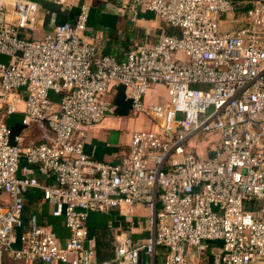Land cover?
<instances>
[{
	"label": "built area",
	"instance_id": "obj_1",
	"mask_svg": "<svg viewBox=\"0 0 264 264\" xmlns=\"http://www.w3.org/2000/svg\"><path fill=\"white\" fill-rule=\"evenodd\" d=\"M42 1L72 5L0 0V54L7 56L0 62V264H16L7 257L138 264L140 252L156 246L164 248L163 264H202L188 250L205 255L209 241L220 243L210 264H264V0H251L228 31L220 25L234 15L233 0H115L131 19L151 12L177 29L131 45L122 57L90 42L85 4L74 19L34 37ZM157 83L166 99L146 102ZM116 85L154 128L134 130L128 152L107 162L84 145L89 129L113 113L108 96ZM18 111L15 131L8 119ZM30 126L39 140L24 145ZM214 132L219 138L204 156L192 151L191 139ZM31 189L62 218L65 237L35 214L25 221ZM139 203L152 209L151 236L135 243L122 233L113 257L98 258L89 214L112 207L126 214Z\"/></svg>",
	"mask_w": 264,
	"mask_h": 264
},
{
	"label": "crops",
	"instance_id": "obj_2",
	"mask_svg": "<svg viewBox=\"0 0 264 264\" xmlns=\"http://www.w3.org/2000/svg\"><path fill=\"white\" fill-rule=\"evenodd\" d=\"M85 4L88 7L89 40L98 52L111 53L122 57L131 45L138 42L153 43L156 36L161 33L175 34L177 29L165 24V22L151 12H140L136 18L131 19L116 4L115 0H74L70 7H61L57 4L42 1L37 12L34 37H41L49 32L53 25L64 20L74 19L79 6ZM236 12V11H235ZM227 14L223 17L222 25L232 23L230 29L240 25L241 13ZM236 18V21H233ZM133 23V24H132ZM28 35V33H27ZM30 35V33H29ZM7 56L0 54V62H6ZM117 85L113 88L111 101L115 95ZM166 88L162 84H153L145 95L146 102H158L166 99ZM115 108V107H114ZM114 113V110H113ZM21 112L18 111L10 119L15 131L21 129L18 121ZM154 128L151 118L143 113L134 114L131 109L125 115L115 114L108 116L99 124L89 129L88 137L84 145L85 152L95 159L116 162L122 155L128 152L131 133L139 129ZM23 144L39 140V131L35 126H30L23 132ZM200 146L198 154L204 156L210 146L206 141ZM32 173L40 176L36 168ZM159 205V204H158ZM52 205L43 200L38 189H31L25 196V221L30 214H35L39 224L48 225L61 238L68 233L62 223V218L51 215ZM152 209L146 204H136L132 211L121 214L113 212H93L87 220L89 235L94 237L97 246L98 258H111L114 254V241L122 233L129 234L133 242L142 243L151 236L154 231L152 222ZM205 255H199L195 247H189V257L202 264H210L212 253L220 248L218 241H209ZM102 247L104 251L101 250ZM102 251V252H101ZM164 248L156 246L153 254L140 252L139 263L149 261L152 264H163Z\"/></svg>",
	"mask_w": 264,
	"mask_h": 264
},
{
	"label": "trees",
	"instance_id": "obj_3",
	"mask_svg": "<svg viewBox=\"0 0 264 264\" xmlns=\"http://www.w3.org/2000/svg\"><path fill=\"white\" fill-rule=\"evenodd\" d=\"M235 4V13L236 14H242L245 13L246 10L250 7L251 5V0H233ZM53 98H56V96L53 95ZM112 104L114 105V113L118 115H125L129 113L131 109L130 101L125 98L124 94V88L122 85H118L115 95L113 96L112 99ZM15 114L9 116L8 121L10 122V119H13V116ZM99 256V255H98ZM104 255L100 256L103 257ZM99 257V258H100Z\"/></svg>",
	"mask_w": 264,
	"mask_h": 264
},
{
	"label": "rangeland",
	"instance_id": "obj_4",
	"mask_svg": "<svg viewBox=\"0 0 264 264\" xmlns=\"http://www.w3.org/2000/svg\"><path fill=\"white\" fill-rule=\"evenodd\" d=\"M73 1H74V0H69V2H70L71 4H73ZM116 4H117V3H116ZM123 12H124L128 17L131 16V14H130L129 12L124 11V10H123ZM235 19H236V18H235ZM132 24H133V23H132ZM231 25H232V23H229V25L226 24V23H225L224 25L221 24V25H220V30H221V31H228V30H230ZM137 42H138V41H137ZM137 42H136V43H137ZM152 85H153V84H152ZM152 85H150L149 88H150ZM149 88H148V89H149ZM112 95H113V94H110V95L108 96V98H111ZM140 114H141V113H140ZM112 115H114V113H111L109 116H112ZM88 133H89V131H88ZM87 137H88V134H87V136H86V138H85V143H86V139H87ZM218 138H219V136H218V134H217L216 132L211 133V134H208V135H206L205 137L197 136L196 138L190 140V147H191L192 151H194L195 153H197V152L199 151L200 146H202L201 144L203 143V141H206V143H208V144L210 145V143H209L208 141H212V140H215V139H218ZM191 143H193L194 146H191ZM113 211H116V208L112 207V208L109 209V212H113ZM101 250L104 251V248L102 247ZM101 252H102V251H101ZM6 260H8V261H12V262H16V264H22V261H20V260H19V261H15V260L11 259L10 257H7Z\"/></svg>",
	"mask_w": 264,
	"mask_h": 264
}]
</instances>
